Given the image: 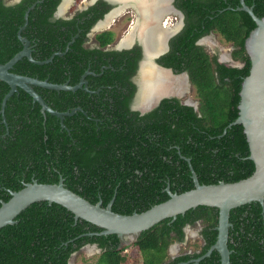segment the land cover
Segmentation results:
<instances>
[{
    "label": "trees",
    "instance_id": "obj_1",
    "mask_svg": "<svg viewBox=\"0 0 264 264\" xmlns=\"http://www.w3.org/2000/svg\"><path fill=\"white\" fill-rule=\"evenodd\" d=\"M243 1L256 17H264V0ZM177 6L186 15L188 70L199 99L198 112L177 100H164L144 115L131 111L117 89L123 82H115L123 76L117 70L123 53L83 50L82 35L74 39L77 29L69 34L72 38L68 37L67 43L42 39L48 41L42 45H68L73 51H32L33 60L40 64L23 57L10 71L75 86L88 70L84 77L87 90L84 86L75 91L34 87L57 112L78 108L60 121L50 113L43 115L40 105L20 88L8 98L2 114V101L10 87L0 80V202L8 201L11 192L33 180L57 184L63 179L66 188L90 203L100 201L106 207L111 202L113 212L131 215L166 201L167 189L172 193L193 189L190 167L198 182L205 185L233 183L253 173L243 127L231 123L238 117L241 84L251 66L244 43L256 24L245 11L237 10L240 0H178ZM28 7L22 3L5 5L0 0L1 64L22 49L23 25L41 13L38 5ZM211 31L222 42L233 44L232 56L243 62L241 68L219 64L195 45ZM97 39L101 46L111 41L105 33ZM90 57H94L92 65L87 67L85 60ZM108 63L111 67H101ZM198 219L214 226L218 210L199 206L174 221L163 220L143 231L136 245L155 249L163 240L165 249L182 238L185 225ZM229 222V264H264V205L252 202L234 208ZM101 230L75 219L58 204L33 203L17 215L14 224L0 229V264H68L70 256L86 244L103 250L93 264H125L127 256L119 249V238L99 235ZM216 236L217 231H212L199 254L178 257L169 264H220L217 251L198 262L192 260L202 256ZM161 260L150 264H163Z\"/></svg>",
    "mask_w": 264,
    "mask_h": 264
},
{
    "label": "flooded vegetation",
    "instance_id": "obj_2",
    "mask_svg": "<svg viewBox=\"0 0 264 264\" xmlns=\"http://www.w3.org/2000/svg\"><path fill=\"white\" fill-rule=\"evenodd\" d=\"M1 1L5 5L22 3L23 5H28L29 9L34 8L37 5L39 6L38 8L41 10V13L35 15L34 21L29 23L27 21L23 25L24 28L22 27V33H25L24 35H21V37L25 39V42L22 43V48H24V44L27 43L26 47L30 50V52L37 51L39 49L54 52H67L72 50L67 46L62 48L56 44L55 46L42 45L48 42L42 39L49 38L50 40H54V42L66 41L67 43L69 42L67 41V38L70 37L69 40L72 38L69 34L72 33L73 30L75 31L77 29L76 34H74V39L82 35L80 45L83 50H99L101 52L116 51L123 53L119 57V60H117V70L119 71V74L123 76L118 77L115 82H123L121 85L117 84V89L121 93L120 99L128 100L127 106L129 110L138 112L140 115H144L159 106V104L164 100H177L180 105L187 106H191L189 104H194L196 99L191 95L193 91L196 93V89L190 80V73L188 70L190 62L187 59L186 46L187 36L184 33L186 15L184 11L177 6L178 0H165L163 4H160L158 7L159 15L156 18L154 17L152 11V6L154 4L153 0ZM183 1L184 0H180L181 3H183ZM138 7H140V9ZM146 7L150 12L147 15L138 11V9L141 10ZM117 11L118 13H116ZM59 21H72L73 23L60 26L57 23ZM148 24L151 26H148ZM176 25H178V27L173 30V27ZM164 26H166L165 29ZM151 30L154 33L156 30H159V33L164 31L165 37L162 43L163 45L159 42L160 40L158 41L156 39L155 34H151L150 36ZM104 33L111 38V41L106 45L101 46L97 38ZM138 34L139 36L137 37ZM147 34H149L148 37ZM218 37L220 36L217 33L211 31L208 34L199 37L196 40L195 45L203 48L204 52L208 54L211 60L215 58L216 62L219 64H223L227 67L241 68L236 67L233 64L239 63L243 65V62L233 59V44L222 42L221 38L219 41ZM126 38H131V42L127 45H121V42ZM218 45L223 47L227 46L225 48H227L228 52L221 53L218 49ZM224 55L226 56V59L223 58ZM93 58L94 57L89 60H85L87 67L92 65L90 60ZM106 60L110 62L111 59ZM101 67H111V63H108L105 66L101 65ZM86 73H89V71L86 70L81 78ZM146 75L148 76V83L149 86H151L149 87V90L151 89L150 94L152 95L151 100L148 103L144 102L145 97L143 96L144 77H147ZM86 84H88V82ZM141 98H144V100ZM148 106H150L151 109L145 111L144 107ZM198 109L199 99L197 102V109L194 110L198 112ZM169 113H171V111H169ZM217 226L218 221L216 225L212 226L209 222H206L203 219H198L192 224L185 225L182 228V238L179 240L175 239L176 241L168 244L165 249H163V240H159L158 246L155 247V249H142V247L138 244L137 246L136 243L139 241L138 239L142 233L141 232L134 238V240L119 239V249H122L123 253L130 256L135 261V264H150L152 260L158 258L162 259L161 262L163 264H169L178 257L199 254L205 244V240L211 237L212 231H217ZM142 241H146V244L153 242V240ZM84 246H82L79 251H86V248L82 249ZM96 246L99 250L98 252L96 251V254L102 253L103 250L100 249L98 245ZM210 247L204 254L208 252ZM131 251H133L132 255ZM210 255L208 257H210ZM200 257L192 260L196 261Z\"/></svg>",
    "mask_w": 264,
    "mask_h": 264
},
{
    "label": "water",
    "instance_id": "obj_3",
    "mask_svg": "<svg viewBox=\"0 0 264 264\" xmlns=\"http://www.w3.org/2000/svg\"><path fill=\"white\" fill-rule=\"evenodd\" d=\"M237 10L245 11L256 24L244 43L245 53L251 62V66L249 74L241 84L238 117L231 123V125H241L243 127L250 152L248 158L254 164V171L249 177L233 183L219 182L205 185L198 182L197 175L190 167L193 189L182 193H172L167 189L169 198L166 201L153 205L146 211L132 213L131 215L113 212L111 202L106 207H102L100 201L95 204L90 203L66 188L63 179H60L57 184H41L33 180L31 183H26L22 189L11 192L8 201L0 202V229L6 225L14 224L17 215L31 204L48 202L64 207L74 215L75 219L84 220L102 229L99 235H116L119 239L134 240L138 234L163 220L171 219V221H174L178 215H183L190 209L204 206L218 210V234L216 242L196 262L208 257L213 251H217L220 255V263L229 264L230 252L227 247V240L228 231L231 227L229 222L230 211L252 202L264 205V17H256L252 8L248 7L243 0H240V7ZM20 40L22 43L25 42L22 37H20ZM26 44L8 62L0 63V80L6 82L10 87L9 92L2 101L1 113L4 112L8 98L20 88L40 105V111L43 115L50 113L62 121L64 116L72 115L78 108L71 112H57L48 106L34 90V87L57 91H75L84 86L87 90V82L84 77L88 73L75 86H68L66 83L61 85L52 84L47 80L41 81L12 73L10 70L14 64L23 57H26L30 62L40 64V62L33 60ZM233 64L236 67L243 66L239 63ZM189 105L195 110L197 109L196 105ZM150 109V106L144 107L145 111ZM3 122H5L4 118ZM187 161L189 162L188 159ZM85 248L99 251L96 245H86L82 249ZM75 255L76 253H73L70 256L68 264H73Z\"/></svg>",
    "mask_w": 264,
    "mask_h": 264
},
{
    "label": "bare ground",
    "instance_id": "obj_4",
    "mask_svg": "<svg viewBox=\"0 0 264 264\" xmlns=\"http://www.w3.org/2000/svg\"><path fill=\"white\" fill-rule=\"evenodd\" d=\"M123 1H126V0H123ZM139 1V0H138ZM154 1V4H153V6H152V8H153V14H154V17L156 18L158 15H159V12H158V7H159V5L160 4H163L164 2H165V0H153ZM170 2V1H169ZM151 3V2H150ZM125 4V3H124ZM137 4V3H136ZM148 5H150V4H148ZM143 6V5H142ZM134 7V6H133ZM139 9H140V7H138ZM138 9V11L141 13H144L145 15H147V14H149L150 12H149V9L146 7V8H144V9H141V10H139ZM160 9V8H159ZM164 9V8H163ZM166 9V8H165ZM136 11V10H135ZM116 13H118V11L116 12ZM167 15V14H166ZM140 16V15H139ZM163 16H165V15H163ZM141 17V16H140ZM147 17V16H146ZM161 19V18H160ZM138 20V19H137ZM150 20H151V18H150ZM169 21V20H168ZM137 23V22H136ZM166 24H169V23H166ZM103 25V24H102ZM142 25V24H141ZM137 26V25H136ZM148 26H151L150 24H148ZM154 26V25H153ZM163 26V25H162ZM169 26V25H168ZM165 27L166 26H164V29H165ZM178 27V25H176L175 27H173V30L174 29H176ZM140 28H141V26H140ZM169 28V27H168ZM171 28V27H170ZM136 30V29H135ZM155 31V30H154ZM169 31V30H168ZM167 32V31H166ZM134 33V32H133ZM143 34V33H142ZM145 34V33H144ZM151 34L152 35H154L155 34V36H156V39L162 44L163 43V40H164V37H165V33H164V31H161L160 33H159V30H156V32L154 33L152 30L150 31V36H151ZM139 36V34L137 35V37ZM149 36V34H147V37ZM154 36V37H155ZM133 39V38H132ZM131 42V38L129 39V38H126L125 40H123L122 42H121V45H127V44H129ZM133 42V41H132ZM142 42V41H141ZM144 42V41H143ZM165 44V43H164ZM153 45V44H152ZM163 45V44H162ZM161 46V45H160ZM145 47V46H144ZM153 47V46H152ZM162 47V46H161ZM158 48H160V47H158ZM145 49H146V47H145ZM148 50V49H147ZM162 51V50H161ZM155 52V51H154ZM160 52V51H159ZM147 53V52H146ZM151 53V52H150ZM152 56V55H151ZM223 58H225L226 59V56L224 55L223 56ZM227 63V62H226ZM146 68V67H145ZM148 68V67H147ZM150 69V68H149ZM153 69V68H152ZM145 72V71H144ZM151 72V71H150ZM156 72V71H155ZM147 76V75H146ZM164 76V75H163ZM150 77V76H149ZM143 78V77H142ZM144 94H143V96L145 97V100H144V98H141V99H143L144 100V102L145 103H148L150 100H151V97H152V95L150 94V90H149V87H151V86H149V83H148V76L147 77H144ZM159 79V78H158ZM157 79V80H158ZM161 79V78H160ZM166 81V80H165ZM157 82V81H156ZM161 82V81H160ZM163 82V81H162ZM155 83V82H154ZM155 85V84H154ZM160 85V84H159ZM158 86V85H157ZM153 87V86H152ZM184 89V88H183ZM158 92H159V90H158ZM152 93V92H151ZM149 96V97H148ZM178 96V95H177ZM142 100V101H143ZM140 107V106H139ZM89 252H93V250H89Z\"/></svg>",
    "mask_w": 264,
    "mask_h": 264
},
{
    "label": "rangeland",
    "instance_id": "obj_5",
    "mask_svg": "<svg viewBox=\"0 0 264 264\" xmlns=\"http://www.w3.org/2000/svg\"><path fill=\"white\" fill-rule=\"evenodd\" d=\"M220 39V37H218V40ZM220 41V40H219ZM227 47V46H225ZM221 45H218V49L220 50L221 53H227L228 50L227 48H225ZM192 97H194L196 100L194 102V104L197 106V102H198V97L197 94L193 91L192 92ZM94 253V254H92ZM96 251L93 252H89V250L83 251L80 250L78 253H76L74 259H73V264H93V262L95 261L96 258ZM127 256V260L125 262V264H135V261L128 255Z\"/></svg>",
    "mask_w": 264,
    "mask_h": 264
}]
</instances>
